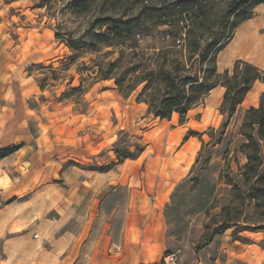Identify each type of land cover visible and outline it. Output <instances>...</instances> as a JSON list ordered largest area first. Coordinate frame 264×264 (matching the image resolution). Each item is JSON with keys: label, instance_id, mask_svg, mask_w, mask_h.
Segmentation results:
<instances>
[{"label": "rangeland", "instance_id": "1", "mask_svg": "<svg viewBox=\"0 0 264 264\" xmlns=\"http://www.w3.org/2000/svg\"><path fill=\"white\" fill-rule=\"evenodd\" d=\"M69 1L0 0V151L16 148L0 159L5 199L27 210L29 227L35 236L45 235L46 244L66 230L83 229L93 236L102 232L108 244L110 236L120 241L133 185H144L155 201L162 183L163 193L169 191L163 207L169 236L165 257L176 254V264H264V228L257 223L264 225V207L255 209L251 199L240 204L241 196L226 183L240 181L235 172L247 160L240 150L244 108L222 132L228 114L219 105V123L205 130L189 172L178 176L174 169L184 161L168 156L185 136L179 139L181 129L174 128L189 117L200 118L206 100L184 121L179 113L161 119L146 103L136 105L137 91L125 97L114 80L95 82L90 56L70 63L69 47L56 37L58 24L65 29L80 23ZM120 1L122 10L137 11L146 0ZM146 52L149 56L152 49ZM224 59L225 54L222 65ZM80 84L83 93L70 95ZM116 143L121 151L140 153L120 161ZM234 219L255 222L253 230L215 232ZM164 259L158 264H166Z\"/></svg>", "mask_w": 264, "mask_h": 264}, {"label": "trees", "instance_id": "2", "mask_svg": "<svg viewBox=\"0 0 264 264\" xmlns=\"http://www.w3.org/2000/svg\"><path fill=\"white\" fill-rule=\"evenodd\" d=\"M120 2L69 1L75 22L80 23L65 29L58 24L56 37L69 47L70 63L87 54L95 82L114 80L125 97L137 91V102L146 103L148 112L161 119L179 113L184 121L213 88L222 85L226 90L220 110L228 114L224 132L254 83L264 78V70L237 59L232 69L220 72L218 54L233 38L236 27L253 17L255 6L264 0H146L137 11L122 10ZM149 39L150 46H144ZM148 47L152 49L149 56ZM81 91L82 84L71 87L70 95ZM241 133L245 141L240 150L247 160L235 172L240 181L232 178L226 183L241 196L240 204L251 199L260 210L264 207V93L258 106L245 110ZM191 134L201 135L197 131ZM114 146L120 161L140 153L139 149L121 151L117 143ZM10 148L0 151V159L16 149ZM200 156L201 152L195 165ZM262 222H257L260 229L264 228ZM251 224L255 222L229 220L215 232L231 227L237 232L253 230Z\"/></svg>", "mask_w": 264, "mask_h": 264}, {"label": "crops", "instance_id": "3", "mask_svg": "<svg viewBox=\"0 0 264 264\" xmlns=\"http://www.w3.org/2000/svg\"><path fill=\"white\" fill-rule=\"evenodd\" d=\"M234 41L238 43L237 46L232 45ZM230 48V51H225ZM223 54L224 65L220 60ZM237 59L247 60L264 70V2L255 6L253 17L236 27L233 38L219 52V70L220 67L222 70L231 68ZM225 90L222 85L213 88L205 99L206 106L198 111L200 118L189 117L183 126L174 128L175 132L181 129L179 139L188 135L184 143L168 156L184 161L174 169L178 176H185L189 172L200 150L205 130L219 123L218 107ZM262 93L264 78L254 83L239 108L246 110L250 106H258ZM135 103L145 105L143 102ZM196 108L199 106L190 112ZM188 131H197L202 138L188 134ZM161 185L158 184L155 201H152L144 185L143 188L133 185L120 241L114 242L110 236L108 244L102 232L93 236L90 229L81 232L66 230L55 235L51 244H46L45 235L39 237L38 233L35 236V230L29 227L27 210L13 207L0 187V264H158L165 257L169 238L163 215L169 191L163 193Z\"/></svg>", "mask_w": 264, "mask_h": 264}, {"label": "built area", "instance_id": "4", "mask_svg": "<svg viewBox=\"0 0 264 264\" xmlns=\"http://www.w3.org/2000/svg\"><path fill=\"white\" fill-rule=\"evenodd\" d=\"M177 255L176 254H169L167 257H165V262L166 264H176V260H177Z\"/></svg>", "mask_w": 264, "mask_h": 264}, {"label": "bare ground", "instance_id": "5", "mask_svg": "<svg viewBox=\"0 0 264 264\" xmlns=\"http://www.w3.org/2000/svg\"><path fill=\"white\" fill-rule=\"evenodd\" d=\"M193 156V155H192Z\"/></svg>", "mask_w": 264, "mask_h": 264}]
</instances>
